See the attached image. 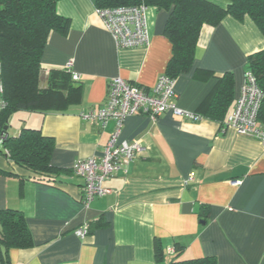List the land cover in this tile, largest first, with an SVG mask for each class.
<instances>
[{"label": "crops", "instance_id": "crops-1", "mask_svg": "<svg viewBox=\"0 0 264 264\" xmlns=\"http://www.w3.org/2000/svg\"><path fill=\"white\" fill-rule=\"evenodd\" d=\"M212 1L224 7L230 3ZM96 7V0H60L57 12L68 20V30L53 31L43 50L41 87L70 60L81 74L72 89L64 90L67 109L21 111L10 118V136L26 125L53 138L51 164L60 172L55 181H41L0 152V210H19L33 239L30 247L5 251L2 246L7 264H159V249L165 256L161 264H167L174 256L169 249L175 251L176 245L183 246V258L264 264L263 145L227 124L245 82L248 57L264 48L263 33L250 16L227 15L218 25L203 26L192 67L178 76L175 90L179 107L204 118L128 117L120 141H140L146 149L126 172L105 182L111 193L86 206L83 181L73 165L102 155L115 122L102 126L81 113L104 104L113 77L153 88L172 55L163 33L166 10L149 7L148 46L118 48ZM225 73L233 75L234 97L219 120L209 115L205 100ZM92 221L100 224L84 238L77 236L76 230Z\"/></svg>", "mask_w": 264, "mask_h": 264}, {"label": "trees", "instance_id": "trees-1", "mask_svg": "<svg viewBox=\"0 0 264 264\" xmlns=\"http://www.w3.org/2000/svg\"><path fill=\"white\" fill-rule=\"evenodd\" d=\"M60 0H0V78L6 107L0 117V130L8 133L10 118L21 111H65L69 99L65 89H72L68 69L52 71L47 87L40 85L41 58L53 31L66 33L68 20L57 12ZM224 7L212 0H96L100 8L146 4L168 12L164 35L172 44V55L166 72L177 79L188 72L195 58L198 39L203 26H215L231 15L237 20L250 16L264 35V0H229ZM246 71L252 72L264 95V48L248 57ZM77 89V88H75ZM234 97V78L231 73L219 77L205 103L209 115L223 120ZM258 121L264 128V96ZM7 127V128H6ZM55 143L41 129L23 125L19 135L5 141L3 154L17 165L36 175V179L52 182L60 170L51 164ZM204 208V207H203ZM203 214V211L201 215ZM100 221H92L93 230ZM33 245L31 233L19 210H0V260L7 264L1 247L25 248ZM183 246L176 245L174 255L167 264H219L215 256L183 258ZM159 264L165 256L156 253Z\"/></svg>", "mask_w": 264, "mask_h": 264}, {"label": "built area", "instance_id": "built-area-1", "mask_svg": "<svg viewBox=\"0 0 264 264\" xmlns=\"http://www.w3.org/2000/svg\"><path fill=\"white\" fill-rule=\"evenodd\" d=\"M149 6L122 5L116 7H96V14L102 19L105 28L113 36L118 48L148 46L150 35L147 28L146 13ZM68 71L76 82L81 74L74 69L73 60L67 63ZM1 74V71H0ZM176 79L163 73L155 86L148 89L121 76L109 80L106 100L103 105L92 108L81 117L105 126L109 121L115 122L102 155H93L75 161L73 171L83 181V204L89 206L96 198L112 192L105 182L120 172H126L130 163L146 149L140 141H120L125 120L133 115H146L156 120L165 113L198 121L204 118L200 113L181 108L176 103ZM3 84L0 78V117L6 107L3 97ZM263 92L256 76L245 72V82L240 88L235 108L227 118V124L234 127L241 135L257 138L264 149V128L258 121ZM8 133L0 130V152L5 149ZM192 177L187 182H190ZM235 183H239L236 181ZM89 233L88 225L76 230L77 236L84 238ZM171 253L174 249H169ZM0 264H3L0 260Z\"/></svg>", "mask_w": 264, "mask_h": 264}, {"label": "rangeland", "instance_id": "rangeland-1", "mask_svg": "<svg viewBox=\"0 0 264 264\" xmlns=\"http://www.w3.org/2000/svg\"><path fill=\"white\" fill-rule=\"evenodd\" d=\"M17 119H19V117L14 118L13 126H15V124L17 123Z\"/></svg>", "mask_w": 264, "mask_h": 264}, {"label": "water", "instance_id": "water-1", "mask_svg": "<svg viewBox=\"0 0 264 264\" xmlns=\"http://www.w3.org/2000/svg\"><path fill=\"white\" fill-rule=\"evenodd\" d=\"M7 128V127H6Z\"/></svg>", "mask_w": 264, "mask_h": 264}]
</instances>
